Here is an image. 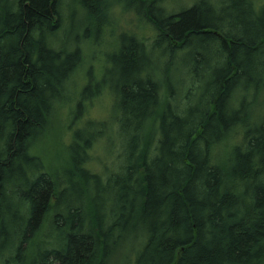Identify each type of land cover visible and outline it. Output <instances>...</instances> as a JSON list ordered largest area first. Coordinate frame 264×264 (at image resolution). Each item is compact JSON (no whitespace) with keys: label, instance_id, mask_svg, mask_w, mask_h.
<instances>
[{"label":"trees","instance_id":"trees-1","mask_svg":"<svg viewBox=\"0 0 264 264\" xmlns=\"http://www.w3.org/2000/svg\"><path fill=\"white\" fill-rule=\"evenodd\" d=\"M101 1L79 0L90 12ZM134 1L157 31L153 41L131 48L122 39L113 59L119 78L89 80L81 91L87 98L108 88L115 101L123 153L111 178L120 190L115 221L104 224L91 192L101 175L84 166L101 123L72 133L65 173L78 178L84 208L69 206L65 218L63 183L28 152L81 60L79 42L58 40L62 0H0V264H107L110 233L127 220L143 232L129 264H264V116L253 121L245 99L264 75V2L198 0L170 12L161 0ZM197 48L212 49L217 64L206 80ZM182 49L195 61L183 67L190 84L180 105L171 75ZM155 51L168 56L162 70L151 68ZM238 126L239 143L216 158L214 145ZM48 213L59 244L40 237Z\"/></svg>","mask_w":264,"mask_h":264},{"label":"rangeland","instance_id":"rangeland-1","mask_svg":"<svg viewBox=\"0 0 264 264\" xmlns=\"http://www.w3.org/2000/svg\"><path fill=\"white\" fill-rule=\"evenodd\" d=\"M91 1L93 0H84L85 3ZM196 1L198 0H161V5L165 6L167 11L174 12L189 7ZM209 1L213 2L214 0ZM70 2L71 0H62L59 5L62 24L58 28V40L69 44L79 42L81 60L65 82L61 99L54 102L45 129L33 139L28 152L30 155L38 157L43 168L63 183L65 191L62 194L63 205L60 213L65 218L68 216L67 208L69 206L84 208L83 202L78 200L81 188L80 182H76L78 178L68 180L65 173V169L69 166L67 162L73 156V150L70 148L72 133L78 129L81 134L86 135L94 131L101 123L103 134L96 138L89 148L88 162L84 166L101 175L95 190L91 188L95 198L93 206H95L97 220L102 219L104 224H110L115 221V218L110 216V210L111 207H116L117 197L115 195L120 190L119 187L113 186L111 177L117 174L116 165L118 161L122 160L115 158L120 151L123 153L120 147L121 139L115 135L113 130L115 127L113 108L115 101H113V95L108 88H102L99 95L88 96L87 98L82 96L81 91L89 80L95 82L100 80L102 76L110 79L119 78V65H116L113 59L118 54L119 43L122 39L127 37L134 44L131 47L133 48L137 42H143L145 45L152 42L157 31L147 21L145 15L136 9L134 0H102L100 2L101 8L93 7L91 12L82 7L79 0H72V8L70 9ZM262 2L264 0H254L255 6ZM93 6L98 5L96 3ZM71 10L75 11L74 16H72ZM90 14L97 16V18L94 20ZM70 16H72L71 19ZM65 36H70V39H67L70 42L63 40ZM137 48L139 49V47ZM197 52L201 55V60L198 61L203 63V65L197 64L198 74L202 76L203 80H206L210 76L209 69L214 68L217 64H212V61H215L212 58V49L197 48ZM190 53L188 49L177 50L176 59L173 60L172 57V61H174L172 64L174 70L171 75L172 84L179 90L176 102L180 105L184 104L186 87L190 84L189 79L184 81L186 74L183 67L185 68L195 61L191 59ZM167 57V55L161 56L158 51L151 53L149 60L151 61V68L153 69L154 66L156 69L162 70L168 61ZM141 61L143 62V60ZM141 61L139 60V62ZM112 69H116V73L112 72ZM109 71L110 73H108ZM261 78L262 83L258 85L257 91L248 93L245 98L248 112L255 122L264 116V75ZM203 89V86L199 88L200 91ZM200 91L198 92L200 93ZM162 93H167V95L169 93L164 85L162 86ZM190 100L191 103L198 101L194 96ZM241 133L242 129L238 126L225 139L214 145L213 153L217 152L216 158H219V155L224 154L225 151L224 156H227L228 151L239 143ZM123 148L125 149V145ZM127 210L129 211V207ZM52 218V214L48 213L39 234L41 238L48 236L52 242L55 241L59 244V233L49 227ZM130 223L127 220L125 229L122 227L110 233L111 242L108 244V249L111 253L114 251V254H111L107 264H129L128 262L133 260L135 252L142 245L143 232L141 227L138 226L133 233L130 231Z\"/></svg>","mask_w":264,"mask_h":264}]
</instances>
